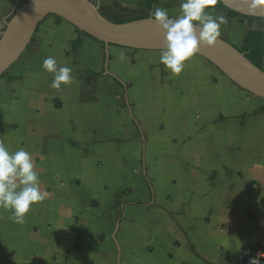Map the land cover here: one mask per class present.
<instances>
[{"label": "crops", "instance_id": "1", "mask_svg": "<svg viewBox=\"0 0 264 264\" xmlns=\"http://www.w3.org/2000/svg\"><path fill=\"white\" fill-rule=\"evenodd\" d=\"M25 1L0 0V37ZM150 1L98 11L114 24L181 14L182 0ZM211 12L237 49L248 30L264 39V20ZM160 54L41 22L0 79V142L31 154L49 195L22 225L0 208V264H234L264 247V101L198 56L174 76ZM49 56L73 84L51 87Z\"/></svg>", "mask_w": 264, "mask_h": 264}, {"label": "water", "instance_id": "2", "mask_svg": "<svg viewBox=\"0 0 264 264\" xmlns=\"http://www.w3.org/2000/svg\"><path fill=\"white\" fill-rule=\"evenodd\" d=\"M217 1L239 15L264 20V8L250 12L241 0ZM51 16L104 46L142 51H161L164 47L163 34L150 18L114 24L82 0H28L16 9L1 34L0 76L27 50L38 26ZM196 56L213 65L241 90L264 101V71L232 44L219 38L212 47L201 46Z\"/></svg>", "mask_w": 264, "mask_h": 264}, {"label": "clouds", "instance_id": "3", "mask_svg": "<svg viewBox=\"0 0 264 264\" xmlns=\"http://www.w3.org/2000/svg\"><path fill=\"white\" fill-rule=\"evenodd\" d=\"M241 2L248 6L250 12L264 8V0ZM216 4L217 0H182L181 14L175 18L160 7L151 13L150 21L161 31L164 39L159 62L172 75H181L201 46L212 47L218 42L221 27L228 20L223 15L212 14ZM119 58L126 60V55L122 52ZM42 68L53 75V89L60 90L74 82L72 69L59 66L52 56L43 60ZM48 195L47 191L41 190L39 173L31 154L23 147L10 152L0 142V208L11 211L14 222L22 225L33 206L43 202ZM251 264H259V261L253 260Z\"/></svg>", "mask_w": 264, "mask_h": 264}, {"label": "trees", "instance_id": "4", "mask_svg": "<svg viewBox=\"0 0 264 264\" xmlns=\"http://www.w3.org/2000/svg\"><path fill=\"white\" fill-rule=\"evenodd\" d=\"M155 2H156V0H151L149 5H153ZM212 10H225L228 18H241V19H244L247 21H260L261 20V19L245 17V16L239 15L233 11L225 9L223 7V5L221 4V2H219V1H217L215 8ZM55 19L58 22H62V20L57 18V17H55ZM139 20H141V19H139ZM261 21H263V20H261ZM129 22H131V21H129ZM118 24H123V23H118ZM78 33L80 35H83L80 32H78ZM83 36L90 38L86 35H83ZM90 39H92V38H90ZM92 40H94V39H92ZM94 41H96V40H94ZM263 41H264V39L262 37V34L259 31L248 30L243 37L242 46L238 49V51L240 53H242L245 56V58H247L253 65H255L256 67H258L260 69H261L262 57L264 54ZM96 42L99 43L101 46H104L102 43H100L98 41H96ZM80 45H81V41L78 39L75 43H73L72 48L77 49L78 47H80ZM4 77H6V73L1 75L0 79L4 78ZM261 111H264V109H262Z\"/></svg>", "mask_w": 264, "mask_h": 264}, {"label": "built area", "instance_id": "5", "mask_svg": "<svg viewBox=\"0 0 264 264\" xmlns=\"http://www.w3.org/2000/svg\"><path fill=\"white\" fill-rule=\"evenodd\" d=\"M96 10H99L102 0H82ZM253 260H258L259 264H264V247L255 251H244L238 261L234 264H251Z\"/></svg>", "mask_w": 264, "mask_h": 264}, {"label": "rangeland", "instance_id": "6", "mask_svg": "<svg viewBox=\"0 0 264 264\" xmlns=\"http://www.w3.org/2000/svg\"><path fill=\"white\" fill-rule=\"evenodd\" d=\"M222 28H224V26L221 27V29H222ZM221 36H222V37H225L226 39H228V38H227V34H224V32H223L222 30H221Z\"/></svg>", "mask_w": 264, "mask_h": 264}]
</instances>
